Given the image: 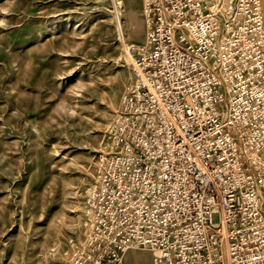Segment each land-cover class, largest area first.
Masks as SVG:
<instances>
[{
    "label": "built area",
    "instance_id": "built-area-1",
    "mask_svg": "<svg viewBox=\"0 0 264 264\" xmlns=\"http://www.w3.org/2000/svg\"><path fill=\"white\" fill-rule=\"evenodd\" d=\"M67 264H264L261 0H143Z\"/></svg>",
    "mask_w": 264,
    "mask_h": 264
},
{
    "label": "rangeland",
    "instance_id": "rangeland-1",
    "mask_svg": "<svg viewBox=\"0 0 264 264\" xmlns=\"http://www.w3.org/2000/svg\"><path fill=\"white\" fill-rule=\"evenodd\" d=\"M146 28L143 0H0V264H67Z\"/></svg>",
    "mask_w": 264,
    "mask_h": 264
},
{
    "label": "crops",
    "instance_id": "crops-1",
    "mask_svg": "<svg viewBox=\"0 0 264 264\" xmlns=\"http://www.w3.org/2000/svg\"><path fill=\"white\" fill-rule=\"evenodd\" d=\"M128 256H129V253H127V254L125 253V254H124V261L126 260V258H127Z\"/></svg>",
    "mask_w": 264,
    "mask_h": 264
}]
</instances>
